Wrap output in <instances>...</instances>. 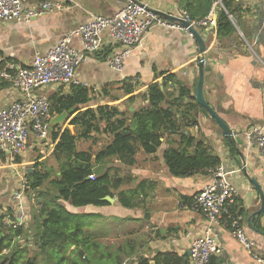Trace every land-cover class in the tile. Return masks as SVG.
Instances as JSON below:
<instances>
[{
    "label": "crops",
    "instance_id": "obj_1",
    "mask_svg": "<svg viewBox=\"0 0 264 264\" xmlns=\"http://www.w3.org/2000/svg\"><path fill=\"white\" fill-rule=\"evenodd\" d=\"M42 1L28 0L24 4V11L37 9ZM71 1L69 9L45 13L29 23H0V71L13 62L30 67L37 53H46L58 46L65 36L96 17H113L127 2ZM137 1L173 18H179L183 11L182 0ZM228 1L232 3L234 11L227 13L235 33L219 37L217 25L197 30L207 46L204 56L209 57L211 69L210 75L204 80V98L233 136H226L212 117L202 113V109L198 114V125L185 129L184 134L205 140L211 153L221 159L230 181L240 193L239 203L233 213L242 217L245 234L256 244L258 255L264 259V213L258 215L262 209V200L257 186L252 182L255 180L264 194V160L259 150L248 143L245 135V131L252 126L264 128V25L256 37L253 34L258 26L257 21L264 22V0ZM220 8L225 9L218 3L213 6L216 20ZM72 44L78 50H83L80 37H74ZM119 49L120 46L113 43L106 32L101 50L89 56L78 68L80 86L87 89L91 99L89 104L81 107L82 112L110 105L131 115L148 104L140 95L146 94L150 86L162 83L172 75L190 91L191 96H195L199 77L197 65L202 56L197 42L187 31L165 27L153 29L125 60L122 73L107 64V58ZM125 81L135 86L132 95L123 94ZM170 86L169 91L173 93L175 87L172 84ZM71 87L52 85L37 90L36 94L49 100L56 95H71ZM133 96L137 97L135 101L127 103ZM21 98L19 91L0 79V110ZM183 102H188V98H184ZM79 113L74 109L71 112L69 110L64 123L54 129H61V132L68 129L76 135L78 130L70 123ZM92 137L87 142L97 147L96 152L111 140L105 134H92ZM180 142L179 135L164 136L157 153L147 155L139 152L133 167L125 166L116 157L108 160L107 168H114V172L117 171L121 177H131L122 190L145 185L144 196L139 200L137 209L123 207L117 197L108 206L76 209L67 205L74 213L98 215L95 221L100 226V232L106 230L115 233L118 242L115 249L127 242L135 247L136 254L125 264L136 263L138 257L153 260L159 253L186 256L190 262L189 253L193 241L208 228L202 214L182 208L180 204L181 201L194 199L212 181V173L174 177L165 164V151ZM55 147L56 142L51 135L47 139H39L32 133L26 150L16 158V163L13 164L9 156L0 154V208L6 211L14 205L13 193L21 184L23 171L31 174L39 164L44 169L56 168L52 157ZM31 198L32 194L25 193L24 204L28 216L26 225L29 224L31 213L29 199L34 202ZM215 234L219 253L214 257L220 264H262L254 259L228 228L216 227Z\"/></svg>",
    "mask_w": 264,
    "mask_h": 264
},
{
    "label": "trees",
    "instance_id": "obj_2",
    "mask_svg": "<svg viewBox=\"0 0 264 264\" xmlns=\"http://www.w3.org/2000/svg\"><path fill=\"white\" fill-rule=\"evenodd\" d=\"M218 0H182L183 10L192 21L204 20ZM217 27L218 36L235 33L227 13H232V3L222 0ZM234 12V11H233ZM126 82V81H125ZM174 85L171 93L170 85ZM72 94L56 95L49 99L53 117L74 109L80 112L71 121L78 133L61 129L51 133L56 147L52 154L56 168L34 167L27 174L26 194H32L30 221L17 229L6 224L7 216L14 218L13 206L0 208V264H125L136 254L135 247L124 243L118 249L102 243L91 228L98 215L74 213L67 208L108 206V197H117L125 208L137 209L144 196L140 185L135 189L122 190L131 177H121L113 168H107L110 158L116 157L127 167L136 164L139 152L154 155L166 135H179L181 142L165 151L164 160L174 177L205 174L222 166L221 159L213 155L203 139L184 134L185 129L198 125L201 106L195 96L183 87L174 75L162 83L149 87L140 95L147 101L146 107L132 113L121 111L117 106H99L81 111L91 102L87 89L71 87ZM135 86L126 82L125 96L132 95ZM133 96L127 103L135 101ZM188 98V102H183ZM92 134L110 136V142L94 153L78 149L79 141L92 139ZM94 177L93 179L90 177ZM31 198V199H32ZM195 198V197H194ZM194 199L181 201V207H191ZM190 264L189 259L174 253H159L153 260L138 257L130 264ZM210 264H220L215 257Z\"/></svg>",
    "mask_w": 264,
    "mask_h": 264
},
{
    "label": "built area",
    "instance_id": "obj_3",
    "mask_svg": "<svg viewBox=\"0 0 264 264\" xmlns=\"http://www.w3.org/2000/svg\"><path fill=\"white\" fill-rule=\"evenodd\" d=\"M28 0H0V23H29L32 19L45 13L69 9L71 0H43L37 9L24 11ZM222 5V0H218ZM145 3L127 0L125 7L110 18L96 17L92 22L80 26L65 36L58 46L46 53H37L30 67L20 63H9L0 71V79L7 81L20 92L22 98L0 110V154L16 158L26 150L30 136L34 133L39 139H47L51 135V103L45 97L36 94L37 90L52 85L78 86V68L89 56L98 53L103 46V35L108 32L113 43L120 46L107 58V64L116 72L122 73L125 60L135 47L139 46L146 36L155 28L165 27L181 29L189 33L179 22L164 18ZM264 14V2H263ZM179 19L189 22L194 28L216 26L214 11L199 22L192 21L186 11H182ZM74 37H80L83 50L73 47ZM196 41V40H195ZM246 139L256 147L264 160V128L252 126L245 131ZM212 173V181L194 198L192 209L202 214L208 223L205 233L195 239L190 247V264H210L211 259L219 253V244L215 228L224 226L249 251L264 264L258 255L257 246L245 234L242 217L233 213L239 203L238 188L230 181L229 174L223 166ZM90 178H94L93 176ZM19 188L13 193L14 218L7 216L6 224L17 229L28 223L25 210V193L28 188L27 178L23 177ZM181 206V204H180Z\"/></svg>",
    "mask_w": 264,
    "mask_h": 264
},
{
    "label": "water",
    "instance_id": "obj_4",
    "mask_svg": "<svg viewBox=\"0 0 264 264\" xmlns=\"http://www.w3.org/2000/svg\"><path fill=\"white\" fill-rule=\"evenodd\" d=\"M158 14H160L164 18L169 19V20H171L173 22L181 23L183 27L187 28L188 31L191 34H193L194 39L196 40V42L198 44L199 53L202 56V57H200V59L198 61V65H197L199 77H198V83H197L195 98H196L198 104L201 106L202 113L206 117H212L217 122V124L223 129V131L226 134V136L232 137L233 133L231 132V130L227 127L225 122L217 115V113L215 112L214 108L209 103H207L205 98H204V91H203L204 80H205L206 76L210 75V70H211L210 69L209 57L208 56H204V53H205V51L207 49L205 41L203 40V38L199 34L198 30L196 28L192 27L189 22H185V21H183L182 19H179V18L169 17L168 15H165V14L160 13V12ZM257 24H258V26H256L255 30L253 31V34H254L255 37H256V35H258L259 29H260V27H262L264 25V22L257 21ZM71 111L72 110H70V112ZM68 113L69 112H64L61 115L56 116L51 121V132L54 131V127L55 126L64 123V121L68 117ZM252 182L257 186V189H258V191L260 193V197H261V200H262V209L258 213V215H260V214L264 213V194H263V191L261 190V188L257 185V182L255 180H253ZM105 200L107 202H109V203H113L114 202V199L111 198V197H108ZM151 264H154V262H152Z\"/></svg>",
    "mask_w": 264,
    "mask_h": 264
},
{
    "label": "rangeland",
    "instance_id": "obj_5",
    "mask_svg": "<svg viewBox=\"0 0 264 264\" xmlns=\"http://www.w3.org/2000/svg\"><path fill=\"white\" fill-rule=\"evenodd\" d=\"M78 148L80 150H92L96 152L97 147L94 146V144L87 142V141H79L78 142ZM94 146V147H93ZM96 147V148H95ZM114 169V168H113ZM25 175V176H24ZM27 171H23V177H26ZM20 186V185H19ZM30 205H32V200L29 199ZM31 221L29 220V224ZM93 232L97 233L99 237L101 238L102 243H105L107 245H110L111 247H117V240L115 239V233L106 232V230H101L100 232V226L98 225L97 221H94V226L91 228ZM130 262V261H129Z\"/></svg>",
    "mask_w": 264,
    "mask_h": 264
}]
</instances>
